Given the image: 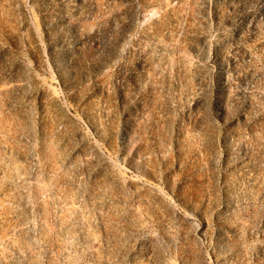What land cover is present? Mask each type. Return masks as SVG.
I'll use <instances>...</instances> for the list:
<instances>
[{"label":"rangeland","instance_id":"374dc122","mask_svg":"<svg viewBox=\"0 0 264 264\" xmlns=\"http://www.w3.org/2000/svg\"><path fill=\"white\" fill-rule=\"evenodd\" d=\"M76 238L264 264V0H0V264Z\"/></svg>","mask_w":264,"mask_h":264},{"label":"water","instance_id":"95a60500","mask_svg":"<svg viewBox=\"0 0 264 264\" xmlns=\"http://www.w3.org/2000/svg\"><path fill=\"white\" fill-rule=\"evenodd\" d=\"M69 231L65 230L63 231V233L67 234ZM79 238V237H78ZM76 245H78V239L76 238L75 240H72V242L69 245V262L68 264H72V263H76L79 261H82L86 258L85 253H80V254H76L75 253V248Z\"/></svg>","mask_w":264,"mask_h":264}]
</instances>
